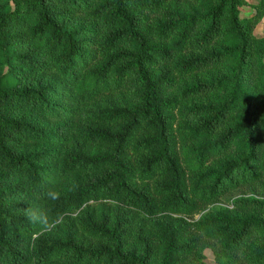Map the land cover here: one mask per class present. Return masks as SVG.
<instances>
[{"label":"trees","instance_id":"trees-1","mask_svg":"<svg viewBox=\"0 0 264 264\" xmlns=\"http://www.w3.org/2000/svg\"><path fill=\"white\" fill-rule=\"evenodd\" d=\"M263 20L0 0V264H264Z\"/></svg>","mask_w":264,"mask_h":264},{"label":"rangeland","instance_id":"rangeland-1","mask_svg":"<svg viewBox=\"0 0 264 264\" xmlns=\"http://www.w3.org/2000/svg\"><path fill=\"white\" fill-rule=\"evenodd\" d=\"M256 33H257L258 35H264V20H263V22H261V23L257 26V28H256ZM206 255H207V262H208L209 264H217V263L214 261V256H213V253H212V251H211L210 249H208V250L206 251Z\"/></svg>","mask_w":264,"mask_h":264},{"label":"clouds","instance_id":"clouds-1","mask_svg":"<svg viewBox=\"0 0 264 264\" xmlns=\"http://www.w3.org/2000/svg\"><path fill=\"white\" fill-rule=\"evenodd\" d=\"M49 199H58L59 198V192H57L54 189H50L46 194H45Z\"/></svg>","mask_w":264,"mask_h":264}]
</instances>
